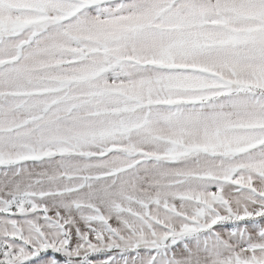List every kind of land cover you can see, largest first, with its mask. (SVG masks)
I'll use <instances>...</instances> for the list:
<instances>
[{
    "label": "snow or ice",
    "instance_id": "6c2138e0",
    "mask_svg": "<svg viewBox=\"0 0 264 264\" xmlns=\"http://www.w3.org/2000/svg\"><path fill=\"white\" fill-rule=\"evenodd\" d=\"M0 264H264V0H0Z\"/></svg>",
    "mask_w": 264,
    "mask_h": 264
}]
</instances>
